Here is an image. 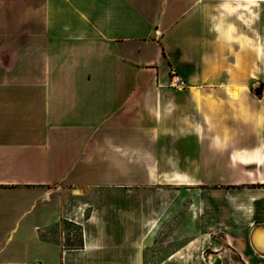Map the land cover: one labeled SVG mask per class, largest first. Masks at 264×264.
Masks as SVG:
<instances>
[{
	"label": "crops",
	"instance_id": "obj_1",
	"mask_svg": "<svg viewBox=\"0 0 264 264\" xmlns=\"http://www.w3.org/2000/svg\"><path fill=\"white\" fill-rule=\"evenodd\" d=\"M210 2L0 0V264H264V58Z\"/></svg>",
	"mask_w": 264,
	"mask_h": 264
},
{
	"label": "bare ground",
	"instance_id": "obj_2",
	"mask_svg": "<svg viewBox=\"0 0 264 264\" xmlns=\"http://www.w3.org/2000/svg\"><path fill=\"white\" fill-rule=\"evenodd\" d=\"M235 2V1H234ZM256 6L254 0H246L244 5L241 4L240 1H236L235 3H225L222 6L221 14L222 17L217 21L216 27L218 29H222L221 35L227 41L228 44H231L234 40H237L240 45V52L244 54V62L262 60L264 58V49L262 43H257L252 40L250 37L238 36L236 39L233 37L236 31V26L231 22L229 17L233 14L238 15L239 22H243L244 25L247 23L245 20L246 15L253 14L252 8ZM227 17V19L225 18ZM241 60L237 58L236 67H240ZM233 94L237 95V89L233 90ZM259 159V158H258ZM250 245L257 255L264 257V228L259 227L252 233V238L250 239ZM218 258V259H217ZM218 255L211 256L210 260L213 264L219 262ZM217 262V263H218ZM216 263V264H217Z\"/></svg>",
	"mask_w": 264,
	"mask_h": 264
},
{
	"label": "rangeland",
	"instance_id": "obj_3",
	"mask_svg": "<svg viewBox=\"0 0 264 264\" xmlns=\"http://www.w3.org/2000/svg\"><path fill=\"white\" fill-rule=\"evenodd\" d=\"M234 1L235 2L236 1H240L241 4L244 5V2L246 0H220V1H218V0L217 1L216 0H211V2L208 3V5L211 7V10H220L221 11L222 6L225 3H235ZM254 1L256 3V6L252 8L253 15L248 14L245 17V20L247 21V23H246L247 27H245V28H247V29L245 30L244 33L246 35L247 34L250 35V31H251L250 30L251 29L250 25H251V22H252V19H251L252 16H259L260 21H261V24H264V0H254ZM213 21H215V20L213 19ZM231 22H233V20ZM237 31H238V33L241 32L240 29H238ZM234 45L236 46L237 44H234ZM232 49L233 50L228 49V56H229L228 57V60H227V67H229V70L227 71L228 73H230V71H231L230 68L232 69V64L234 63V51H236V50L234 48H232ZM223 63H224V60H223ZM255 82L254 81H249V82H244L243 83V85L245 87H247L248 91L253 96L255 95V92L252 91V85ZM255 97H258V96H255ZM263 97L264 96L262 95L259 99H262ZM262 112H264V109L262 110ZM248 131H246L245 129H242V132L236 137V139H237L235 141L236 146H238V147H251V146L256 145V144L264 143V122L261 124V126L260 125L258 126V129L257 130L251 132V130L248 129ZM213 174H214V172H213ZM197 199H199V198L197 197ZM224 199H226V197ZM182 215H183V212L181 211V216ZM67 227L75 230V233H77L75 235H78V232H77V229L76 228H72V227H69V226H67ZM186 230H187V228H185L183 226L179 227L180 235L183 236V235L187 234ZM215 237H217V236H215ZM218 239H220V237ZM182 245H183V242L180 243V246H182ZM222 251H225L226 254L228 253L227 250L225 248H223V247H222ZM209 253H212L213 254L214 252L211 251V250H209V251H207L205 253V256L207 257L206 258V262L208 264L211 263V261H210L211 254H209ZM228 255L229 254H227V256ZM221 262H222V264H235V261H231L230 258H229V256L228 257H225V258L223 257V259H222ZM211 264H213V263H211Z\"/></svg>",
	"mask_w": 264,
	"mask_h": 264
},
{
	"label": "built area",
	"instance_id": "obj_4",
	"mask_svg": "<svg viewBox=\"0 0 264 264\" xmlns=\"http://www.w3.org/2000/svg\"><path fill=\"white\" fill-rule=\"evenodd\" d=\"M168 84L167 87L169 89L174 90H186L188 89V84L184 80V78L178 73V71L174 67L169 68L168 72Z\"/></svg>",
	"mask_w": 264,
	"mask_h": 264
},
{
	"label": "water",
	"instance_id": "obj_5",
	"mask_svg": "<svg viewBox=\"0 0 264 264\" xmlns=\"http://www.w3.org/2000/svg\"><path fill=\"white\" fill-rule=\"evenodd\" d=\"M255 85H256V84H255ZM255 85L253 86V89L256 88ZM261 92H262V89H261V88H256V89H255V94H256V95H260ZM259 227L264 228V224L256 226V227L253 229L252 233H253L257 228H259ZM251 238H252V234H251ZM251 238H250V239H251Z\"/></svg>",
	"mask_w": 264,
	"mask_h": 264
},
{
	"label": "flooded vegetation",
	"instance_id": "obj_6",
	"mask_svg": "<svg viewBox=\"0 0 264 264\" xmlns=\"http://www.w3.org/2000/svg\"><path fill=\"white\" fill-rule=\"evenodd\" d=\"M218 259V258H217ZM221 260V258H219V261ZM217 262H218V260H216ZM217 262H215V264L217 263ZM221 263V262H220Z\"/></svg>",
	"mask_w": 264,
	"mask_h": 264
}]
</instances>
